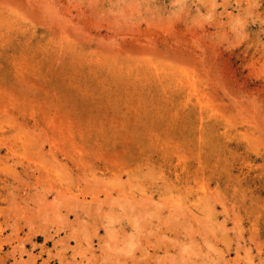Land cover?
Segmentation results:
<instances>
[{"label": "rangeland", "instance_id": "374dc122", "mask_svg": "<svg viewBox=\"0 0 264 264\" xmlns=\"http://www.w3.org/2000/svg\"><path fill=\"white\" fill-rule=\"evenodd\" d=\"M30 263L264 264V0H0V264Z\"/></svg>", "mask_w": 264, "mask_h": 264}, {"label": "bare ground", "instance_id": "6f19581e", "mask_svg": "<svg viewBox=\"0 0 264 264\" xmlns=\"http://www.w3.org/2000/svg\"><path fill=\"white\" fill-rule=\"evenodd\" d=\"M94 198V197H93ZM94 200V199H93ZM93 215V214H92ZM32 258V257H31ZM45 263V262H44ZM31 264V263H30Z\"/></svg>", "mask_w": 264, "mask_h": 264}]
</instances>
